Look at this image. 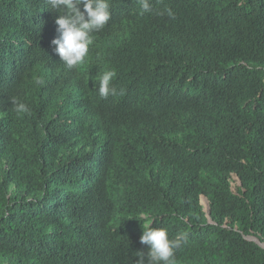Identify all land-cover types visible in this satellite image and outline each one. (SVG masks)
<instances>
[{
	"label": "trees",
	"instance_id": "obj_1",
	"mask_svg": "<svg viewBox=\"0 0 264 264\" xmlns=\"http://www.w3.org/2000/svg\"><path fill=\"white\" fill-rule=\"evenodd\" d=\"M109 2L68 69L60 13L0 0V264H134L142 213L176 264H264V0Z\"/></svg>",
	"mask_w": 264,
	"mask_h": 264
},
{
	"label": "clouds",
	"instance_id": "obj_2",
	"mask_svg": "<svg viewBox=\"0 0 264 264\" xmlns=\"http://www.w3.org/2000/svg\"><path fill=\"white\" fill-rule=\"evenodd\" d=\"M51 9L60 13L55 23L57 25V37L52 40L55 52L68 69L77 68L84 63L89 54L90 46L94 42V33L104 29L112 18L109 0H46ZM141 9V14L153 12L151 0H136ZM82 6V8H81ZM157 15L167 14L174 18V12L166 7L163 11H157ZM116 77L114 70H107L99 78V96L107 99L115 96L117 89L113 85ZM43 83L38 80L37 84ZM122 92V90H121ZM14 110L20 113H28L29 107L23 102L12 99ZM139 220H143V234L140 243L148 246L147 253L137 251L138 257L134 264H176V251L186 241L187 234L178 233L170 236L167 228L151 227L153 220H148L142 213Z\"/></svg>",
	"mask_w": 264,
	"mask_h": 264
},
{
	"label": "rangeland",
	"instance_id": "obj_3",
	"mask_svg": "<svg viewBox=\"0 0 264 264\" xmlns=\"http://www.w3.org/2000/svg\"><path fill=\"white\" fill-rule=\"evenodd\" d=\"M237 183H238V181H235V183L233 184V189L236 187ZM202 205H203L205 211L208 213L209 212V202L206 198H202Z\"/></svg>",
	"mask_w": 264,
	"mask_h": 264
},
{
	"label": "water",
	"instance_id": "obj_4",
	"mask_svg": "<svg viewBox=\"0 0 264 264\" xmlns=\"http://www.w3.org/2000/svg\"><path fill=\"white\" fill-rule=\"evenodd\" d=\"M209 213V212H208ZM264 248V247H263Z\"/></svg>",
	"mask_w": 264,
	"mask_h": 264
}]
</instances>
